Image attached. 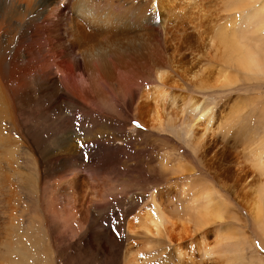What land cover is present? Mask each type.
Wrapping results in <instances>:
<instances>
[{"label":"rangeland","instance_id":"1","mask_svg":"<svg viewBox=\"0 0 264 264\" xmlns=\"http://www.w3.org/2000/svg\"><path fill=\"white\" fill-rule=\"evenodd\" d=\"M260 2L171 0L174 11L191 21H185V30L171 16L155 29L139 32L142 40L151 41L149 47L156 39L164 52L177 38L182 47L192 32L199 37L189 49L174 53L188 70L175 66L178 76L173 77L172 92L205 101L212 108L189 136L179 124L158 129L146 116L140 119V86L156 84L157 76L150 69L136 78L130 98L119 91L111 104L104 101L105 106L86 109L81 121L53 124L46 131L54 158L48 166L38 165L42 156L33 144L41 135H24V129L14 126L12 133L2 130L0 136L10 137V143L1 142L0 149V264H123L128 250L144 244L147 248L140 256L146 260L138 259L139 264H264V203L258 218L251 211L260 182L242 160L249 149L264 154V71L236 66L234 54L221 44L225 36L236 39L238 33L251 34L248 31L256 28L257 20L248 17ZM150 10L157 19L164 16L158 4L150 5ZM176 29L181 35L173 39ZM252 37L253 45L259 44ZM201 79L207 89L199 88ZM53 110L41 111L31 121L44 128L49 125L45 113ZM59 115L51 118L58 116L60 121ZM205 126L209 131L201 140L198 136ZM77 140L93 144V151H63L59 146L60 141L64 146ZM33 162L38 165L35 175ZM73 170L77 182L70 185ZM84 193L88 198L82 206L79 200ZM152 194L175 223L170 239L126 230L127 221L150 204ZM208 195L220 208L212 207L220 218L196 226V205ZM183 227L185 231L178 235ZM202 235L205 242L200 245ZM205 247L212 255L205 254ZM176 248L183 257H177Z\"/></svg>","mask_w":264,"mask_h":264},{"label":"bare ground","instance_id":"2","mask_svg":"<svg viewBox=\"0 0 264 264\" xmlns=\"http://www.w3.org/2000/svg\"><path fill=\"white\" fill-rule=\"evenodd\" d=\"M170 1L157 0L153 3L154 0H0V135L3 129L8 133L14 132L12 126L19 130L24 129V135H41L33 144L37 145L35 152L42 156V159L40 157L38 159V165H44L54 159L52 155L50 156L47 146L51 136H46L49 135L46 131L53 124L59 126V122L68 119L72 122L81 121L86 109L94 105L105 106L106 101L111 104L112 100L117 99L115 95L119 91H123V98H130V93L138 84L136 78L141 77L140 75H143L147 69H150L157 79L154 85L144 82L140 86L142 103L140 119L146 116L151 126L158 129L164 124L170 127L179 124L187 135L194 133L195 127L203 119L208 118L212 108L208 104L205 105V101L195 100L193 97H180L171 89L174 86L173 77L178 76L175 66L180 71L183 69V65L176 60L174 53L181 48L189 49L188 45L191 41L198 43L199 37L192 32L189 42L185 45L183 42V46L180 47L178 46L180 39L177 38L180 30L176 29L171 36L177 39L173 41L174 43L169 42L171 44L168 48L169 55L167 47L166 52H164L165 48L157 47L156 39L149 47L151 41L147 38L142 40L144 36L139 33L144 34L145 30L155 29L157 25L164 24L165 18L171 16H175L179 20L180 27L185 30L183 25L185 21L190 20L184 19L182 12L174 11L176 5L172 6ZM61 4H64L63 8ZM156 4L164 9V12L161 10L164 16L158 19L156 13L150 10V5L154 7ZM263 16L264 0H261L248 17L257 20L254 24L256 28L248 31L251 34L245 36L238 33L236 39L232 36L227 39L225 36L221 41L224 49L234 54L235 65L248 71H264ZM195 26L196 30L197 25ZM134 32H138L137 37L132 34ZM252 36L258 38L259 44L253 45ZM178 64L181 66L178 67ZM187 70L183 69L184 72ZM180 79L184 80V77ZM198 86L207 89L202 79ZM125 90L128 91L127 95ZM22 107L28 109L24 110ZM115 107L116 104L112 109ZM51 109L54 110L45 113L49 125L40 128L33 124L31 119H34L36 114ZM58 114L60 121L57 119L58 116L55 119L51 118L52 115ZM207 130L209 131L205 126L198 138L203 140ZM9 139L10 137L0 136V149L1 146L3 147L1 142L10 143ZM60 142L59 146L64 149L63 151L75 148L79 152L82 150L88 152L93 151L94 148L93 144L90 145L89 142L82 140H77V144L71 142L64 146H61ZM11 152L12 150H10V159L16 164ZM244 159L248 162L256 180L260 182L255 190L257 202L251 206L253 215L258 218L260 203H264V154L249 149L242 158ZM38 165L34 163V169L36 166L38 168ZM35 173H37L36 169L32 175ZM69 175L70 185H75L77 172H71ZM246 193L248 194V191ZM87 198L88 194L84 193L79 200L82 206L85 205ZM212 202L211 195L199 201V206L196 205L199 214L194 215V225L201 226L210 220L220 218V212L214 213L213 209L218 206ZM79 213L82 220L83 210L80 209ZM168 215L161 206L159 207L155 195L152 194L150 204L127 221L126 230L137 236L154 235L170 239L169 233L175 231V223L171 222ZM183 230L184 227L178 235ZM204 242L202 235L199 244ZM240 243L239 240L238 245ZM20 247L22 250L25 249L23 244ZM146 248L144 244L135 250H128L123 264H139L138 259L145 261L146 259L140 256V252L142 253ZM175 253L177 257H183L178 248L175 249ZM212 253L211 249L205 247L207 256Z\"/></svg>","mask_w":264,"mask_h":264}]
</instances>
